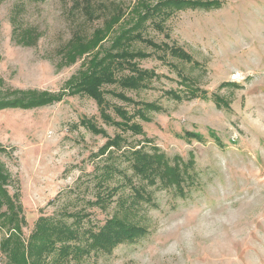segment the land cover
Returning <instances> with one entry per match:
<instances>
[{"label": "rangeland", "instance_id": "374dc122", "mask_svg": "<svg viewBox=\"0 0 264 264\" xmlns=\"http://www.w3.org/2000/svg\"><path fill=\"white\" fill-rule=\"evenodd\" d=\"M35 96L0 109L6 187L26 239L79 231L41 264H264V0H0V101ZM113 217L134 235L92 244Z\"/></svg>", "mask_w": 264, "mask_h": 264}, {"label": "trees", "instance_id": "16d2710c", "mask_svg": "<svg viewBox=\"0 0 264 264\" xmlns=\"http://www.w3.org/2000/svg\"><path fill=\"white\" fill-rule=\"evenodd\" d=\"M149 14L150 11H146L142 15H139L137 19L135 18L136 21L133 27L124 30L117 40L114 41V45L116 46L122 40H126L130 37L132 31L141 27V23L148 19ZM97 42L98 40H95L94 43L97 44ZM91 43L89 41L72 42L69 53L71 61L75 62L80 57L91 55V50L94 47ZM122 55L134 56L133 53L127 51L110 56L122 57ZM107 58L108 57H105L101 61L95 57L91 58L90 65L82 74V79L79 82V89L81 91L89 93L93 97L99 96L96 92L98 86L108 82L111 73L109 71L111 70V61ZM48 102H50V99H36V96L28 100L22 98V101L21 99H17L12 103L9 101H0V109L18 105L22 107L37 106ZM131 127L134 126L131 125ZM135 128L136 127H134V129ZM113 143L116 144V141H113ZM146 169L149 170L150 167H146ZM7 185L8 174L0 163V232L4 234L0 242V251L4 255L2 264H41L40 254H42L47 245L51 246L52 249L61 246L62 251L69 252L73 248V245H69V242L77 237L79 231L68 223L62 224L61 227L58 228L49 225L40 227L33 233L29 240L23 237V226L26 221L21 214V207L16 203V196L9 192L6 187ZM135 228H137L135 225H131L122 219L113 217L105 223L104 228L100 230L99 233H96V235L93 233L91 234L92 237H94L91 242L92 244L96 243V245H103L107 248L118 241L122 236L134 235L132 232H134Z\"/></svg>", "mask_w": 264, "mask_h": 264}]
</instances>
